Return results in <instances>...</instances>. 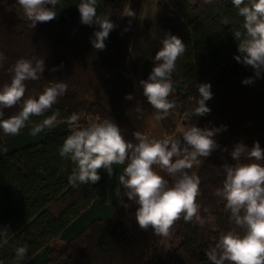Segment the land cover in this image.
I'll list each match as a JSON object with an SVG mask.
<instances>
[{
	"label": "trees",
	"instance_id": "obj_1",
	"mask_svg": "<svg viewBox=\"0 0 264 264\" xmlns=\"http://www.w3.org/2000/svg\"><path fill=\"white\" fill-rule=\"evenodd\" d=\"M79 3L61 0L56 18L38 22L35 28L18 13L14 0L0 3V52L7 57L0 67V88L11 82L9 69L20 58L45 61L40 79L25 81L24 99L38 98L58 77L69 79L66 94L43 116H31L19 134L6 135L0 129V229H8L6 242L0 237V264H212L207 252L222 232L234 227L226 202L214 193L225 179L222 165L235 164V160L209 156L195 173L200 178L197 200L201 215L214 217L215 227L186 223L181 218L167 238L155 235L151 228H139L138 205L128 200L119 183L127 161L113 165L111 176L99 169L101 179L95 184L73 187L69 183L75 164L62 158L59 149L74 130L68 123L73 113L80 115L81 127L113 120L127 141L137 143V130L125 112V97L133 93V84L124 75L130 34L121 23L128 0H98L97 15L110 14L116 25L103 50L93 47L91 41L99 26L81 23ZM157 7L160 43L156 52L168 33L181 38L186 48L176 61L174 92L169 97L177 104L172 110L179 123L186 129L193 124L209 129L227 126L218 132L227 143L242 136L249 149L256 142L264 149V71L256 77L250 65L235 59L240 53L233 33L245 30L244 18L232 0H212L210 4L158 0ZM157 63L144 61L142 80ZM248 77L253 82L243 83ZM202 83L211 84L213 95L205 102L211 111L197 116L192 113L200 96L197 85ZM20 110L21 104L4 109L0 119ZM57 112L54 128L31 135L33 125ZM161 175L171 186L172 178L162 171ZM122 201L129 205L127 209ZM20 246L27 247L23 260L15 255Z\"/></svg>",
	"mask_w": 264,
	"mask_h": 264
},
{
	"label": "clouds",
	"instance_id": "obj_2",
	"mask_svg": "<svg viewBox=\"0 0 264 264\" xmlns=\"http://www.w3.org/2000/svg\"><path fill=\"white\" fill-rule=\"evenodd\" d=\"M203 2L210 4L212 0ZM60 3L61 0H18L23 17L29 21L31 28H35L38 22L55 19ZM97 4L98 0H80L78 10L82 24L99 26L91 42L95 49L103 50L105 40L116 25L110 20V14L97 15ZM232 4L238 9V15L244 18L245 30L244 33H233L239 41L240 53L235 59L250 65L255 70V76L260 77L264 71V0H232ZM125 15L134 18L136 13L129 8ZM161 43L163 46L154 57L159 63L146 80L139 82L143 95L156 110V120L167 118L170 111L177 107L176 102L169 99L174 92L172 74L176 61L186 51L182 39L170 33ZM6 59L4 53L0 52V67H3ZM44 70V59L36 58H20L9 69L13 73L11 82L0 88V117H3L4 109L18 104H21V110L7 119H0V129L4 134H19L31 116H43L59 97L66 94L68 85L58 81L46 86L38 98L30 96L24 99L25 81L39 80ZM242 82L252 83L253 78H245ZM197 88L200 96L192 114L203 116L211 111L205 103L213 95L211 84L202 83ZM132 98L130 93L125 97L128 100ZM137 111L142 113V108L138 106ZM58 115V112L54 113L33 125L31 135L36 136L45 129L54 128ZM79 120L77 113L69 117L68 123L75 127L59 149L62 158L70 159L75 164L68 178L73 187L95 184L101 179L99 169H105L111 176L113 165H124L127 161L123 174L119 176V183L124 186V195L128 200L138 205L135 216L140 229L151 228L155 235L167 238L181 218L186 223L195 222L200 226L207 223L215 227L214 217L201 215V205L197 200L201 194L200 178L194 173L189 174V170L198 167L202 158L209 157L219 147L213 137L227 126L209 129L193 124L181 130L179 139H153L136 131L134 138L137 143H132L124 138L113 120L91 122L85 127L79 126ZM222 150L227 151V148ZM231 156L236 163L222 165L225 179L214 195L226 202L225 208L230 212L229 219L234 227L220 234L214 247L207 252V257L212 264H264V149H261L259 142L250 149L243 143H237ZM161 171L172 178L171 186ZM122 204L126 209L129 207L123 201ZM7 232V228L0 229V237H5V242ZM26 253L27 247L20 246L15 255L18 260H23Z\"/></svg>",
	"mask_w": 264,
	"mask_h": 264
},
{
	"label": "rangeland",
	"instance_id": "obj_3",
	"mask_svg": "<svg viewBox=\"0 0 264 264\" xmlns=\"http://www.w3.org/2000/svg\"><path fill=\"white\" fill-rule=\"evenodd\" d=\"M6 0H0V3ZM158 0H128V5L125 13L131 8L136 16L130 18L122 16L121 23L128 28L130 34V48L127 62V68L124 75L128 76L133 84L132 99L128 100L125 107V112L129 116L131 122L137 131H140L150 138L163 139L165 137L180 138V132L184 128L178 120L177 113L170 111L167 118L163 120H156V110L147 101L143 95V87L139 84L142 80V64L146 60H153L156 48L160 43V37L157 31V24L160 17L157 7ZM14 6L20 15H23L18 0H14ZM58 81L67 83L68 77H58ZM142 108V113L137 111V107ZM182 139V137H181ZM219 147L211 153L210 156H221L226 159H233L231 152L237 143L244 144L242 136L235 139L232 143H227L225 138L216 133L213 137ZM245 145V144H244ZM227 148V151L222 149ZM206 158H202L201 164L192 168L195 174ZM166 174V173H164Z\"/></svg>",
	"mask_w": 264,
	"mask_h": 264
}]
</instances>
